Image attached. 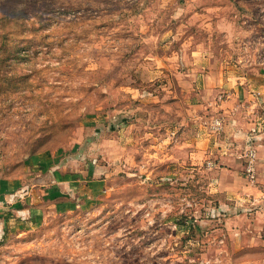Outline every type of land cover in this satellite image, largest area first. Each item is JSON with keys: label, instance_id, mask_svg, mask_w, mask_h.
I'll return each mask as SVG.
<instances>
[{"label": "rangeland", "instance_id": "obj_1", "mask_svg": "<svg viewBox=\"0 0 264 264\" xmlns=\"http://www.w3.org/2000/svg\"><path fill=\"white\" fill-rule=\"evenodd\" d=\"M263 85L264 0H0V264H264Z\"/></svg>", "mask_w": 264, "mask_h": 264}, {"label": "built area", "instance_id": "obj_2", "mask_svg": "<svg viewBox=\"0 0 264 264\" xmlns=\"http://www.w3.org/2000/svg\"><path fill=\"white\" fill-rule=\"evenodd\" d=\"M213 126H215L216 129H222V122L220 121V119H217L214 121L213 123ZM250 153L248 154V173L249 175L252 176V178H254V168H253V165H254V158H255V151H249Z\"/></svg>", "mask_w": 264, "mask_h": 264}, {"label": "crops", "instance_id": "obj_3", "mask_svg": "<svg viewBox=\"0 0 264 264\" xmlns=\"http://www.w3.org/2000/svg\"><path fill=\"white\" fill-rule=\"evenodd\" d=\"M243 84H244V83H243L242 81H241L240 83H238V85H239V86H238V89H237V91H235L234 94H233V99H234V100H236L235 97H237V96H241V97H242V96H245V97H247V90H246L245 88H243ZM263 86H264V85H263ZM223 87H224V84H223ZM225 87H229V85H226ZM261 88H264V87H261ZM260 95H261V94H260ZM228 100H230V99H228ZM230 102H231V101H227L228 104H230ZM223 104L225 105L226 102H224ZM224 105H223V106H224ZM199 107H201V105H195V109H199ZM195 111H197V110H195ZM258 149H259V154L262 155L263 152H264V150H263V149L261 150V146H259ZM262 156H263V155H262Z\"/></svg>", "mask_w": 264, "mask_h": 264}]
</instances>
